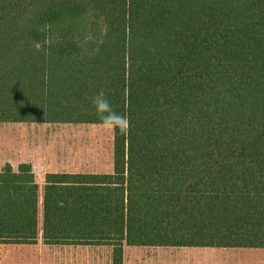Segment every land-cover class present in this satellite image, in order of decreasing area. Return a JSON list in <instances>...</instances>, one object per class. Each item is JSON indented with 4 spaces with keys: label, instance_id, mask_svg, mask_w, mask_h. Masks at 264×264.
<instances>
[{
    "label": "trees",
    "instance_id": "16d2710c",
    "mask_svg": "<svg viewBox=\"0 0 264 264\" xmlns=\"http://www.w3.org/2000/svg\"><path fill=\"white\" fill-rule=\"evenodd\" d=\"M128 119L112 174L50 173L46 243L264 248V0H0V122ZM30 164L0 241L39 236Z\"/></svg>",
    "mask_w": 264,
    "mask_h": 264
},
{
    "label": "crops",
    "instance_id": "0c3cea01",
    "mask_svg": "<svg viewBox=\"0 0 264 264\" xmlns=\"http://www.w3.org/2000/svg\"><path fill=\"white\" fill-rule=\"evenodd\" d=\"M39 124V123H36ZM28 161H14L0 164V172L7 165L18 173L22 164H30L39 185V236L33 243L0 241V264H113L114 246L109 244H53L46 243L43 233V199L46 176L50 173L94 174L80 167V164H55L38 157ZM97 172V171H94ZM114 172V170H113ZM112 172V173H113ZM111 173V174H112ZM239 249L222 247H181V246H133L124 245V264H264L259 261L218 260L210 257L214 250ZM264 249V248H251ZM187 257V259H185Z\"/></svg>",
    "mask_w": 264,
    "mask_h": 264
},
{
    "label": "rangeland",
    "instance_id": "374dc122",
    "mask_svg": "<svg viewBox=\"0 0 264 264\" xmlns=\"http://www.w3.org/2000/svg\"><path fill=\"white\" fill-rule=\"evenodd\" d=\"M114 131L90 123L0 122V164L38 157L57 165L80 164L88 173L111 174ZM209 256L218 260L259 261L264 260V249H216Z\"/></svg>",
    "mask_w": 264,
    "mask_h": 264
},
{
    "label": "clouds",
    "instance_id": "9594fccd",
    "mask_svg": "<svg viewBox=\"0 0 264 264\" xmlns=\"http://www.w3.org/2000/svg\"><path fill=\"white\" fill-rule=\"evenodd\" d=\"M93 106L100 118L102 125L107 129H119L121 133L128 130V119L126 116L118 114L106 98L104 91H100L93 98Z\"/></svg>",
    "mask_w": 264,
    "mask_h": 264
}]
</instances>
